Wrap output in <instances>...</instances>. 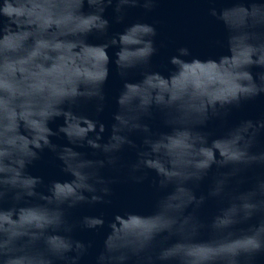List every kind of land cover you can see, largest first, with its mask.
Masks as SVG:
<instances>
[{
	"label": "clouds",
	"instance_id": "9594fccd",
	"mask_svg": "<svg viewBox=\"0 0 264 264\" xmlns=\"http://www.w3.org/2000/svg\"><path fill=\"white\" fill-rule=\"evenodd\" d=\"M159 2L0 0V264H81L93 242L74 233L106 220L71 210L109 205L113 184H143L150 173L153 210L115 213L94 264L264 258V115L228 119L264 95V0H190L222 22L214 43L225 51L202 57L179 46L166 71L153 65L156 22L111 31L129 9L148 13ZM113 75L121 86L106 124ZM89 102L92 115L82 110ZM61 136L67 143L54 142ZM85 147L91 156L78 150ZM126 148L134 159H122ZM46 150L67 178L29 171Z\"/></svg>",
	"mask_w": 264,
	"mask_h": 264
},
{
	"label": "water",
	"instance_id": "95a60500",
	"mask_svg": "<svg viewBox=\"0 0 264 264\" xmlns=\"http://www.w3.org/2000/svg\"><path fill=\"white\" fill-rule=\"evenodd\" d=\"M223 4H225L224 6H229L227 0H216L217 6ZM105 15L111 20L113 16L112 7L106 10ZM137 19L150 23L156 22L158 53L153 57V65L162 71H166L168 67H171L167 63L168 57L174 54L175 49L179 46H187L194 55L202 57L216 55L225 51L214 43L216 40L222 38L224 31L223 24L208 15L206 5L193 3L190 0H160L156 7L148 13H145L140 7L129 9L125 22L122 24L112 23L111 31H120L124 27V24L131 23ZM256 70L255 68L253 69L254 72ZM120 86L118 78L114 75L110 77L106 86L107 105L105 111L100 115V119L106 124L111 123V114L115 110L112 97ZM82 110L92 115L94 113L93 104L89 102L83 105ZM261 115H264V95L245 102L239 109H234L228 119L230 123H235L240 119H256ZM60 123H62V119H58L51 126L55 128ZM153 126H160L159 117L153 121ZM105 136H107V133ZM53 140L58 144L67 143L66 139L62 136L54 137ZM137 142L139 143L138 139ZM78 150L89 154V156L93 152L92 149L87 147ZM134 158L135 153L127 148L122 153V159L125 161ZM29 171L34 175L44 177L46 181L48 179L67 178L60 171V162L47 150L41 154V158L38 161L29 166ZM104 174L106 176L115 175V173L108 169L104 170ZM154 175V173H150L149 180L143 184L123 181L113 184L111 186L113 189L112 203L109 205L98 204L93 207L84 205L71 210L73 218H78L85 214L99 215L102 212L106 220L105 225L97 230L77 229L74 233L78 239L85 242H93V247L82 259L81 264H94V258L101 250L103 239L109 231L107 222L112 219L115 213L126 210H139L147 213L153 210L156 194L150 186V180ZM207 184L208 180L202 182L200 189L197 190V194L200 191H206ZM214 208V203L210 201L204 206L202 213L205 215L209 214ZM258 264H264V258H260Z\"/></svg>",
	"mask_w": 264,
	"mask_h": 264
}]
</instances>
